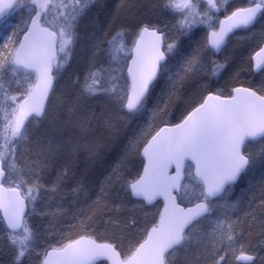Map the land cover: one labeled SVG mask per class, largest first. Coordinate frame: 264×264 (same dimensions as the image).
Instances as JSON below:
<instances>
[{
  "label": "snow or ice",
  "instance_id": "1",
  "mask_svg": "<svg viewBox=\"0 0 264 264\" xmlns=\"http://www.w3.org/2000/svg\"><path fill=\"white\" fill-rule=\"evenodd\" d=\"M233 3L234 0H162L163 10L173 17V22L139 23L140 37L145 33L153 37L148 51L139 39L129 50L123 28L106 41L93 37V48L103 50L106 60L97 61L94 52L82 80L77 78L75 98L53 105L54 80L70 62L80 22L96 0H0V26L6 34L12 29L0 44V226L9 232L14 264H23L42 239L30 222L42 197L47 195L56 206L41 215L67 216L63 207V198L68 194L65 188L71 185L69 192L73 196L85 190L83 178L76 179V158L83 152L88 167L100 162L98 132L115 134L118 120H131L148 112L154 88L161 81L166 85L162 93L165 98L156 99L151 112L166 113L178 83L201 73L209 79L220 75L225 65L212 60L209 69L205 62L209 52H220L238 30L251 32L257 25L264 30V0H245L229 12ZM25 9L29 19L24 38L14 40L16 32L10 20L18 10ZM200 27L208 30L206 42L186 54L181 38L191 39L193 31ZM130 52L135 55L126 65ZM254 59L256 69L264 71V47ZM124 67L130 84L124 79ZM208 87V83L201 85L204 90ZM93 100L106 101L112 110H93ZM57 108L64 109L63 125ZM46 120H50L55 135L33 129L34 124L42 127ZM67 127L75 131L65 138ZM147 135L142 130L139 136L129 139L124 153L101 181L93 202L96 210L93 205L80 208L72 219L93 228L97 214L103 219L112 210L107 202L109 188L118 184L123 199L116 205L117 210L126 207L124 200L136 206L142 202L152 204L163 197L165 206L159 222L146 230L142 241H130L127 253L111 242L98 243L81 236L37 253L40 264H95L100 258L111 264H199L201 257L209 264H228L230 254L235 264H257L261 247L246 242L252 224L233 218L246 203L252 211L245 212V216L256 220V196L242 193L233 201L230 194L242 178L249 177L248 193L259 191V203L264 206V95L245 87L233 88L227 96L219 90L209 91L181 123L161 128L147 140L141 153L146 160L142 174L126 180L129 157ZM254 145H259L255 151ZM172 167L174 174L169 172ZM46 176L52 179L46 180ZM55 197L60 200L55 201ZM185 202L193 206L181 207ZM259 219L264 230V216ZM104 222L122 229L139 226L135 218L119 220L111 215ZM47 231L51 234L52 227ZM260 245L264 247V240ZM260 260L264 262V256Z\"/></svg>",
  "mask_w": 264,
  "mask_h": 264
},
{
  "label": "trees",
  "instance_id": "2",
  "mask_svg": "<svg viewBox=\"0 0 264 264\" xmlns=\"http://www.w3.org/2000/svg\"><path fill=\"white\" fill-rule=\"evenodd\" d=\"M146 2V8L142 6L138 7L137 13H131L134 16H142L145 17L142 19L143 22H155L156 20H162L165 18V23H172L173 17L166 13L160 5V3L155 2L157 7L156 9H152L153 6L152 0H144ZM139 2V0H132V3ZM237 2L233 3L232 6H237ZM150 10V12H149ZM133 12V11H132ZM132 15V16H133ZM162 15V18H161ZM224 15V13H220V16ZM15 18V19H14ZM15 21H11L10 23L13 25L15 29L16 35L14 40L19 39L22 33V22L23 18H16V15L13 17ZM19 19V20H18ZM139 26V23L136 24V28ZM163 27V24L160 25ZM244 31V30H243ZM12 29H9L7 34H11ZM264 30L261 29V26L252 31V34H248L246 38L243 40H238L235 42L244 43V52L242 54L237 53L236 51H228L232 49V45L227 47L224 51L218 55H214L209 52V54L205 57V62H207L211 66L212 60L217 61L218 63L224 64V69L221 70V73L218 77H213L209 80L208 76L205 73H201L198 76H195L191 79L180 82L176 85L177 93L173 96L171 102L168 105V111L166 113L157 112L155 115L151 112V109L155 106L156 99H164L165 97L162 95L165 89V83L163 81L159 82L153 91V99L149 103V111L144 113L143 115L131 119V120H123L117 121L116 123V131L115 134H111L110 132L106 135H102L101 144H100V156L101 160L98 164L92 167H88V160L86 159L85 153H80L76 158V165L79 168V172L77 173L76 179L79 180L83 178L85 190L77 194V196H73L69 192V187L65 188V193H68L64 196L63 207L67 209L68 215H57V216H45L47 219H39L37 217H31L30 222L34 229L38 230L42 239L39 243V248H41V252L51 247L61 246L62 244L80 236V235H88L93 237L98 241H106L111 242L119 246L118 250L122 253H127L130 247V241H142L146 236V230L149 229L154 223H156L159 215V210L161 207V201L157 200L152 204H147L142 202L140 205L133 206L132 203H128L126 200L123 203L126 207H123L117 210L116 205L120 204L123 199L122 190L119 189V185H113L109 188V197L107 202L111 206V211L107 212V214L101 219L97 214L95 218L94 227L88 229L77 221L72 219V215L77 212L80 208H88L89 205H93V202L97 200V194L100 191L101 181L104 180L105 176L112 170V166L115 165L119 159V157L124 153L125 146L127 145L130 138L134 136H139V133L143 130L149 133L146 137L142 138V142L139 146V149L131 154L129 157L128 164L126 166V171L124 172V178L126 180L135 179L139 176L143 160L140 156V151L144 143L147 139L154 133V131L163 124L166 123H175L179 121L192 107H194L197 103H199L204 95L211 91L216 93L218 90L223 93V95H229L231 89L236 85H246L259 93H264V73L263 71H254L252 67L251 55L255 49H257L262 41L264 40V34H262ZM206 33L204 27L197 28L191 34V39L188 37L181 38V45L184 47L187 53H191L193 49L197 46H202L206 42ZM2 26H0V44L4 42L7 35ZM96 39L98 37L96 36ZM10 42V46H11ZM90 54V53H88ZM124 78H128L125 72V68L123 70ZM229 78V83L221 82ZM161 83L159 91H155L158 85ZM208 83L209 87L207 90L200 88L202 84ZM90 106L93 110L100 112L105 110H112V106H106L103 103H99L98 101H91ZM60 121L61 124L66 123V116L62 112V108H60ZM47 122L43 123V126H39V131L45 129ZM151 125V127H149ZM68 131L74 132L75 129L72 127H67L64 129L63 133ZM65 138L67 136L65 135ZM259 145H254L252 150L255 151ZM87 168V171L85 169ZM255 175H259L256 173ZM54 176V173L52 174ZM52 176H48V179L51 180ZM249 177H244L236 186H234L233 193L230 194L231 200H236L241 196L242 193L247 195H255L256 202L253 204L254 215L257 217L256 220L252 219V216H245V212H251L252 209H249L247 204H243L241 208L236 210V217H239L240 220L244 224H252L250 234H246V242L255 245L257 247H261V251L257 254V264H264L260 260V256H264V247L260 245V241L264 240V235H262V230L260 227V217L264 216V206H261L259 203L260 193L259 191L255 193H248L247 185H248ZM117 191H120V196H117ZM85 192L87 193L85 195ZM57 201L60 200V197H55ZM184 204H188L185 202ZM96 210V206L93 205V211ZM92 215V213H89ZM108 215L113 216L114 218H118L119 220H126L129 218H135L138 222L137 228H129L122 229L116 225L106 224L104 221L107 220ZM70 224H75V227H70ZM50 226L52 227V232L49 234L47 231ZM5 231V230H4ZM9 236V232L5 231ZM46 240V242H45ZM239 254V251L236 253ZM2 260V259H1ZM0 264H4L3 261ZM96 264H108L106 261H99ZM199 264H209V261L205 257H201L199 260ZM228 264H235L234 256L231 254L228 257Z\"/></svg>",
  "mask_w": 264,
  "mask_h": 264
},
{
  "label": "rangeland",
  "instance_id": "3",
  "mask_svg": "<svg viewBox=\"0 0 264 264\" xmlns=\"http://www.w3.org/2000/svg\"><path fill=\"white\" fill-rule=\"evenodd\" d=\"M152 2H153V6H151L152 9L154 8L156 9L157 7L155 2L160 3V5L163 7L162 0H152ZM235 2L243 5L245 0H237V1H234V3ZM142 6L146 8V2L144 0H139V2H136V3H132V0H96L95 6L91 7L87 15L83 17L80 22L79 39L75 44L74 51L71 56L70 62L58 74V77L60 78L57 80V82H55L54 87L56 91H55V96L52 97L53 105H56L57 102L60 100L64 101V103L66 104L69 100H72L75 98V94L78 91L77 78L79 77L80 80H82L84 73L88 69L89 61L91 58H93L94 52L96 53L95 59L97 61L103 62L106 60V55L103 50L97 51L96 49L93 48L92 46L93 37L96 38L97 36L98 37V39H96L97 41H106L111 36V34L123 28L126 30V33H127V36H126L127 46H128V49L130 50L134 42L135 35L139 29V26L136 28V24L140 23L142 19L145 18L139 15L134 16L131 13H134V12L137 13L138 7L141 8ZM204 6L206 5H202V7ZM161 18H162V15H161ZM162 21H165L164 17L162 18ZM259 27L260 25H257L254 30H257ZM205 31H207L206 28H205ZM249 33L252 34V31L247 32L243 30H238L231 37V39L228 41L225 47L226 49L227 47L232 45V49H230L228 53L229 52L231 53V51L233 52L236 51L237 53L242 54L245 50L244 43L242 42L238 43L235 41L243 40L244 38L248 36ZM225 49L223 48L222 50L224 51ZM126 61H125V64H126ZM208 68L209 69L211 68L209 64H208ZM124 79L127 80L128 83L130 84V81L128 78H124ZM221 82L229 83L230 81H229V78H227L225 79V81L221 80ZM160 86H161V83L158 85L155 91H159ZM93 101H96V100H93ZM98 102L99 103L104 102L106 106H111L110 104H108L106 101H103V100L98 101ZM59 110L60 108H57V113L59 112ZM104 111H107V110L104 109ZM62 112L64 113L63 108H62ZM50 113L52 115L56 114V113H52L51 108H50ZM50 119H51V115H50ZM45 122H47V125L45 126L46 128L40 132H44L47 130L49 131L50 134L55 135L56 133L53 131L50 125V120H46L43 123ZM39 126L40 125L38 124H34L33 129H36ZM70 133L72 132L68 131L66 133H63V135L65 137V135L68 136V134ZM108 133L109 132L105 130L102 133L98 132L97 135L101 137L102 135H106ZM46 178L48 179V176H46ZM48 195H51V194H48ZM55 201L57 200L55 199ZM55 206H56L55 203L49 201L48 196L46 195L42 197L40 202H38L36 206V211L31 213L30 218L37 217L39 219H43V218L47 219L45 216H51V215H41V213L48 211L49 208H55ZM9 239L10 237L7 235V233H5L4 228L0 226V263H2L3 261L4 264H14L15 253L9 243ZM37 253L42 254L41 248H39V246L36 249V252L32 253L30 256L26 257L23 260V264H40V259L37 258Z\"/></svg>",
  "mask_w": 264,
  "mask_h": 264
},
{
  "label": "water",
  "instance_id": "4",
  "mask_svg": "<svg viewBox=\"0 0 264 264\" xmlns=\"http://www.w3.org/2000/svg\"><path fill=\"white\" fill-rule=\"evenodd\" d=\"M223 18H224V16L221 17L220 19H223ZM218 28H219V25H218L217 29H218ZM207 37H208V32H207ZM23 38H24V37H23V34H22L21 37H20V40H22ZM138 39L140 40L141 45H142V47L145 49V51H148V50L151 49L152 44H153V37H151L150 35H148L147 33H145V34L143 35V37L141 38L140 35H139V32H138V34H137V36H136V38H135V40H134V42H133V45H132L131 49L135 47V42H136V40H138ZM261 47H264V40H263L262 44L260 45V47H259L258 49H256V50L253 52L252 57H251V59H252V67H253V69H254L255 71H259V70L256 69V60L254 59V57L256 56V53L260 50ZM221 51H222V50H221ZM221 51L218 52V53H215V55H218L219 53H221ZM133 55H135V53H134V52H131V53H130V57H129V59L127 60L126 65L131 63V56H133ZM125 71H126V73H127V67H125ZM127 75H128V73H127ZM237 87L251 88V87L246 86V85H236V86H234L233 88H237ZM233 88H232V89H233ZM251 89H253V88H251ZM253 90H254V89H253ZM254 91H256V90H254ZM256 92H257V91H256ZM213 93H214V92H213ZM231 94H232V90H231ZM257 94H258V95H264V94H260V93H258V92H257ZM207 95H208V93L205 94V96H207ZM201 102H202V100H201ZM45 103L47 104V101H46ZM196 105H197V104H196ZM196 105H195V106H196ZM195 106H194V107H195ZM192 108H193V107H192ZM192 108H191L189 111H191ZM189 111H188V112H189ZM188 112H187V113H188ZM187 113H186L184 116H186ZM184 116H183L179 121H177V122H175V123H166V124L161 125L160 127H158V128L154 131V133H153L152 135H155V133H156L157 131H159L161 128H164V127H173V126H175L176 124L181 123V121L183 120ZM152 135H151V136H152ZM151 136H150L148 139H151ZM148 139H147V140H148ZM145 143H147V141H146ZM145 143H144V144H145ZM143 146H144V145H143ZM143 146H142L141 151H140V156L142 157V160H143L142 169H141L140 174H142L144 163H146L145 158L141 155V153H142V151H143ZM169 172H170V174H174V172H175V168H174V167L170 168V169H169ZM140 174H139V175H140ZM136 178H138V177H136ZM157 200H160V201L162 202V205H161V208H160V211H159V215H158V219H157L156 223L159 222V216H160V213L164 210V206H165V201H164L163 197H158V198H157L156 200H154L153 202H155V201H157ZM153 202H152V203H153ZM191 206H193V205H192V204H187V205L181 204V207H191ZM2 215H3V212H2V210H0V216H2ZM151 227H152V226H151ZM151 227H150V228H151ZM150 228H149V229H150ZM81 236H87V237H90V238L94 239L93 237L88 236V235H80V236H78V237H76V238H74V239H72V240H77V239H79ZM144 238H145V237H144ZM95 240H96V239H95ZM96 241H97L98 243H105V242H106V241H98V240H96ZM68 242H69V241H68ZM66 243H67V242H66ZM50 249H51V248H48V250H50ZM102 260L106 261L108 264H111V262L108 261L106 258H100V259H98L97 261H95V264H96L97 262H99V261H102Z\"/></svg>",
  "mask_w": 264,
  "mask_h": 264
},
{
  "label": "flooded vegetation",
  "instance_id": "5",
  "mask_svg": "<svg viewBox=\"0 0 264 264\" xmlns=\"http://www.w3.org/2000/svg\"><path fill=\"white\" fill-rule=\"evenodd\" d=\"M234 1H237V0H234ZM234 7H237V6H233L232 8H234ZM232 8L229 10V12L232 10ZM223 13V12H222ZM23 18V22H22V25H23V29H22V33H21V35L23 34V30H24V27H25V23L26 22H28V19H29V17H28V11L27 10H23V11H17V15H16V18ZM15 19V18H14ZM13 18L10 20V22L11 21H15ZM19 20V19H18ZM138 31H139V29H138ZM138 31H137V34H138ZM136 34V35H137ZM21 35H20V37H21ZM20 37H19V39L18 40H20ZM136 37V36H135ZM132 47V46H131ZM131 49V48H130ZM131 53V52H130ZM130 53H129V57H130ZM129 57H128V59H129ZM127 59V60H128ZM60 77H58V75H57V77H56V79L54 80V82H57V80L59 79Z\"/></svg>",
  "mask_w": 264,
  "mask_h": 264
}]
</instances>
